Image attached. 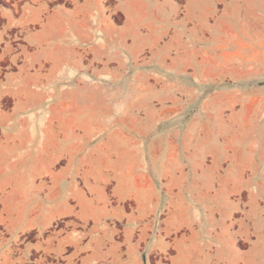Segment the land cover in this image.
Instances as JSON below:
<instances>
[{"label":"rangeland","instance_id":"obj_1","mask_svg":"<svg viewBox=\"0 0 264 264\" xmlns=\"http://www.w3.org/2000/svg\"><path fill=\"white\" fill-rule=\"evenodd\" d=\"M101 1L74 20L89 36H60L57 101L17 115L20 101H0V126L75 127L60 147L76 150L72 203L88 198L91 220L55 229L136 245L131 264H264V0ZM81 2L0 0V15L75 17ZM35 29L11 28L10 70L37 90ZM63 262L31 251L26 264Z\"/></svg>","mask_w":264,"mask_h":264},{"label":"crops","instance_id":"obj_2","mask_svg":"<svg viewBox=\"0 0 264 264\" xmlns=\"http://www.w3.org/2000/svg\"><path fill=\"white\" fill-rule=\"evenodd\" d=\"M101 3V0H82L80 4L83 5L75 17L47 10L44 6L18 20H12L8 14L0 15V62H6V65H0V101L21 102L12 108L13 115H17L19 110L33 108L34 100L40 102L38 108L44 113L46 101L59 99L55 85L60 36L71 38L70 41L81 35L89 36L90 28H79L84 25L80 23L76 26L74 20H87L97 15L95 10L100 9ZM32 25H37L31 38L39 48L37 55L41 65L37 90L31 87L35 83L32 78L23 77L21 65L13 72L10 70V30L12 27ZM3 114L5 111L0 108V116ZM74 128L0 126V264H26L31 251L61 257L64 264H102L96 254L101 251L112 255L119 247L122 257L116 259L117 264H131L130 254L137 250L136 245L112 243L103 249L92 248L91 240L83 234L75 236L55 229L59 222L68 223L72 218L81 225L91 220L87 212L88 198L79 194L76 205L72 203L75 200L72 180L76 171L72 159L76 150L69 146L60 147V144H73ZM62 158L66 162L59 168ZM48 230H51L48 237H38L34 243H28V233L40 234ZM138 261L135 255L133 263L138 264Z\"/></svg>","mask_w":264,"mask_h":264}]
</instances>
